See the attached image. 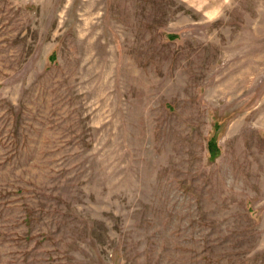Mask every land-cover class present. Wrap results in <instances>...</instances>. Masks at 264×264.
<instances>
[{
  "label": "rangeland",
  "instance_id": "374dc122",
  "mask_svg": "<svg viewBox=\"0 0 264 264\" xmlns=\"http://www.w3.org/2000/svg\"><path fill=\"white\" fill-rule=\"evenodd\" d=\"M0 264H264V0H0Z\"/></svg>",
  "mask_w": 264,
  "mask_h": 264
}]
</instances>
